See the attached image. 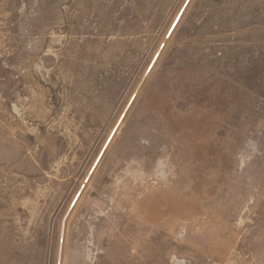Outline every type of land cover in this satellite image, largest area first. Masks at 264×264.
<instances>
[{
    "label": "rangeland",
    "instance_id": "obj_1",
    "mask_svg": "<svg viewBox=\"0 0 264 264\" xmlns=\"http://www.w3.org/2000/svg\"><path fill=\"white\" fill-rule=\"evenodd\" d=\"M0 264H264V0H0Z\"/></svg>",
    "mask_w": 264,
    "mask_h": 264
}]
</instances>
